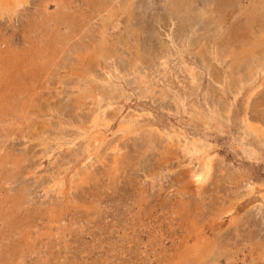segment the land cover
I'll return each instance as SVG.
<instances>
[{
    "label": "rangeland",
    "instance_id": "obj_1",
    "mask_svg": "<svg viewBox=\"0 0 264 264\" xmlns=\"http://www.w3.org/2000/svg\"><path fill=\"white\" fill-rule=\"evenodd\" d=\"M18 1L0 9V264H264V74L236 81L264 63V0ZM101 44L115 69L87 70ZM186 141L212 164L200 187Z\"/></svg>",
    "mask_w": 264,
    "mask_h": 264
},
{
    "label": "bare ground",
    "instance_id": "obj_2",
    "mask_svg": "<svg viewBox=\"0 0 264 264\" xmlns=\"http://www.w3.org/2000/svg\"><path fill=\"white\" fill-rule=\"evenodd\" d=\"M18 3H19L18 0H0V9L1 10H7L9 6H12V4H13V6H15ZM14 10H15V8H14ZM260 41H262L264 43V34H262V37H261ZM113 46L108 48L106 45L101 44V46H99L100 48L95 49L94 50V54L91 56V58L89 57L90 59L88 60L89 62L86 65V67H87L86 69L87 70H91V68H93L94 66H98L99 67L102 64H106L107 62H111L113 69H115L116 66H115L114 63H115V59L117 58V52H116L117 49H114ZM246 54H247L246 51L245 52L244 51L238 52V63L240 61L242 62V59L244 58V56H246ZM122 56H120V58ZM146 58H147L146 55L142 54L139 48L135 49L134 58L129 59L130 60V66H131L130 68H131V70L133 71L134 74H140V70H139L140 66H143L144 62L146 61ZM86 59H88V58H86ZM238 66H240V63L238 64ZM13 73H15V72H13ZM189 73L192 76V78L195 79V72H194V70H192V68L189 71ZM263 74H264V63L256 65V66H254L253 63H250V64L248 63L246 65V67H245V72L243 74H240L237 77L236 81H238V89H237L238 93L243 91L246 87H250V86L255 85L258 82V80L262 77ZM90 77L91 78H95L92 75ZM90 81H91V83L96 82L94 79H91ZM139 82H140V84H142V86L144 85L146 88H148V84L149 83L146 80V76H140V81ZM94 85H95V83H94ZM99 89H100V87L88 88L87 92H86V95L84 97V102H83V104H85V105L92 104V105H94V107L97 106V108H98L97 113L94 115V117H93V119L91 121V127L90 128H93V129L96 128V127H99V125L101 123L100 121H102V117H103L102 115H100V113H103V111L100 112L99 111V109H100L99 107H101L100 106L101 105L100 104L101 103V98H102V96L104 94ZM105 89H106V87H105ZM213 111H214V114L218 113L217 109H215V110L213 109ZM130 128H131V125H129V124H126L124 126L122 125L120 131H128V130H130ZM169 139H170V137H169ZM171 139H173V138H171ZM171 139L169 140V143L172 144L173 140H171ZM96 141L99 144L101 143L100 140H96ZM177 143H178V141H177ZM182 148H183V152L186 155H189L191 160L196 159L197 162H198V166L195 169L192 170L191 179H192V183L196 187H200L205 181H207V179L209 178V176L211 174V171H212V164H211L210 159L205 157V156L201 157L205 153V147H203V145L201 143L196 142V141H191V142L186 141L182 145ZM56 186H57V184H56ZM201 240H202V237H201V239L199 241L201 242ZM202 244H201V246H202ZM195 248H197V247H195Z\"/></svg>",
    "mask_w": 264,
    "mask_h": 264
}]
</instances>
